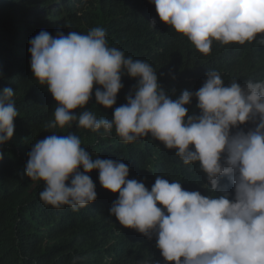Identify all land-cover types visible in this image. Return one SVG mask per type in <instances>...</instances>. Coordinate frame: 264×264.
Here are the masks:
<instances>
[{
    "label": "clouds",
    "instance_id": "clouds-1",
    "mask_svg": "<svg viewBox=\"0 0 264 264\" xmlns=\"http://www.w3.org/2000/svg\"><path fill=\"white\" fill-rule=\"evenodd\" d=\"M149 2L159 20L201 54L210 53L213 41L243 45L259 36L256 43L264 46V0ZM149 23L154 28L156 20ZM29 53L33 78L56 102L46 128L75 124L109 135L115 129L125 143L151 134L175 150L184 165L198 162L206 186L216 194L187 190L160 175L149 190L143 181L128 178L130 168L122 159L93 158L74 132H52L32 144L25 166L28 178L45 185L42 202L72 211L89 206L97 199L90 176L96 171L102 188L118 194L110 216L148 239L155 235L167 264H264V81L225 85L218 71L208 70L198 90H182L172 99L153 66L110 47L99 26L87 34L58 31L53 36L41 30L30 39ZM123 76L136 84L126 103L114 108ZM14 95L11 87L0 90V146L14 135ZM93 96L104 109L114 108L111 119L97 118L86 108ZM193 98L199 115L188 114ZM249 122L255 127L245 132L241 126ZM225 177L232 193L221 185Z\"/></svg>",
    "mask_w": 264,
    "mask_h": 264
},
{
    "label": "trees",
    "instance_id": "trees-1",
    "mask_svg": "<svg viewBox=\"0 0 264 264\" xmlns=\"http://www.w3.org/2000/svg\"><path fill=\"white\" fill-rule=\"evenodd\" d=\"M153 19L154 28L149 23ZM97 26L105 29L110 47L152 65L172 99L182 90H198L208 70L218 71L225 85L233 80L241 85L249 80L264 81V46L256 43L259 36L243 45L213 41L210 53L204 55L187 37L163 24L149 0H0V90L13 89L18 111L13 138L0 146V264H73L76 257L82 258L76 264H167L156 247L155 235L148 239L110 216L118 194L102 188L98 172L90 173L97 199L85 208H55L40 200L45 185L28 178L25 166L32 144L52 132H74L93 158L122 159L130 168L128 178L143 181L149 190L160 175L169 182H180L187 190L216 195L206 186L198 162L184 165L175 150L166 149L151 134L125 143L115 129L109 135L103 129L93 133L75 124L65 129L46 128L54 119L56 102L46 86L33 78L30 39L41 30L53 36L58 31L87 34ZM122 83L114 108L126 103L136 81L123 76ZM196 104L193 98L186 105L189 115H199ZM86 108L97 118L111 119L114 111L96 104L94 96ZM254 127L252 122L241 126L245 132ZM220 182L232 193L226 177Z\"/></svg>",
    "mask_w": 264,
    "mask_h": 264
}]
</instances>
